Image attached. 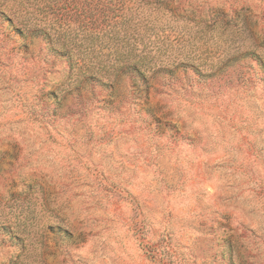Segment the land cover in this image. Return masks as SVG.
Returning a JSON list of instances; mask_svg holds the SVG:
<instances>
[{
	"label": "rangeland",
	"instance_id": "obj_1",
	"mask_svg": "<svg viewBox=\"0 0 264 264\" xmlns=\"http://www.w3.org/2000/svg\"><path fill=\"white\" fill-rule=\"evenodd\" d=\"M0 12V264H264V0Z\"/></svg>",
	"mask_w": 264,
	"mask_h": 264
},
{
	"label": "trees",
	"instance_id": "obj_2",
	"mask_svg": "<svg viewBox=\"0 0 264 264\" xmlns=\"http://www.w3.org/2000/svg\"><path fill=\"white\" fill-rule=\"evenodd\" d=\"M3 14H4L3 12H0V15ZM32 34L36 37L45 35L44 33L43 34L40 33L37 29L32 30ZM121 69L123 70L124 73L137 74L138 76L142 75L141 71L139 70V68H137L135 64L123 66Z\"/></svg>",
	"mask_w": 264,
	"mask_h": 264
}]
</instances>
